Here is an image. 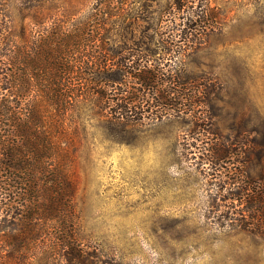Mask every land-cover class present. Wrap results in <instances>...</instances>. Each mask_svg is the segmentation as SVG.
Masks as SVG:
<instances>
[{"label": "trees", "instance_id": "16d2710c", "mask_svg": "<svg viewBox=\"0 0 264 264\" xmlns=\"http://www.w3.org/2000/svg\"><path fill=\"white\" fill-rule=\"evenodd\" d=\"M172 1L179 10L194 0ZM200 2L175 27L185 50L176 38L153 36L109 46L107 38L90 35V25L57 26L38 0L22 1L15 10L0 3V236L10 259L97 264L93 248L78 236L67 169L78 126L69 116L88 99L109 135L144 124L181 127L182 119L202 163H255L264 180V118L231 114L230 92L247 93L245 73L188 63L193 46L220 22L221 13ZM90 40L101 42L88 51ZM176 54L185 58L182 69L166 64ZM224 177L228 184L252 179L241 171ZM255 189L229 191L247 194L259 207Z\"/></svg>", "mask_w": 264, "mask_h": 264}, {"label": "rangeland", "instance_id": "374dc122", "mask_svg": "<svg viewBox=\"0 0 264 264\" xmlns=\"http://www.w3.org/2000/svg\"><path fill=\"white\" fill-rule=\"evenodd\" d=\"M22 1L0 3L15 10ZM38 1L57 26L90 25V35L107 38L109 46H132L153 36L156 41L176 38L182 50L175 27L201 3L192 0L178 10L172 0ZM207 2L221 13L218 29L208 30L193 46L188 63L243 71L247 93L230 92L231 114L264 118V0ZM17 13H11L13 20ZM100 42L90 40L93 48H86L92 51ZM184 60L176 54L166 64L182 69ZM92 102H81L69 116L78 126L67 169L75 185L78 236L93 248L97 264H264L261 166L235 159L221 166L202 163L182 119L181 127L176 122L144 124L123 136L109 135ZM233 171L249 172L252 179L228 184L224 175ZM241 186L256 188L259 207L247 194L229 191ZM4 245L0 236V264H36L10 259Z\"/></svg>", "mask_w": 264, "mask_h": 264}]
</instances>
